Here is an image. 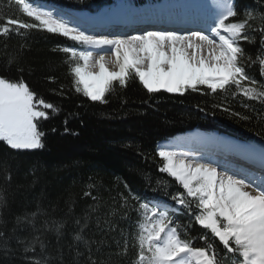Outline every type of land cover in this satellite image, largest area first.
<instances>
[{
    "label": "trees",
    "instance_id": "16d2710c",
    "mask_svg": "<svg viewBox=\"0 0 264 264\" xmlns=\"http://www.w3.org/2000/svg\"><path fill=\"white\" fill-rule=\"evenodd\" d=\"M31 2L93 13L111 0ZM233 2L238 15L232 20H242L246 11L264 12V0ZM0 14L30 21L15 0H0ZM251 25H260L259 19ZM252 35L255 43L241 46L255 60L260 33ZM65 47L78 49L43 30L0 35V77L23 80L58 109L40 121L44 147L14 150L0 141V197L6 202H0V264H134L139 203L159 202L178 223L190 221L171 198L183 188L160 171L159 143L200 130L264 146V100L248 99L235 87L148 93L134 79L126 87L116 84L106 103L93 102L75 91ZM246 72L264 84L258 63ZM189 232L195 246H204L200 237L207 235L222 253L223 246L198 224Z\"/></svg>",
    "mask_w": 264,
    "mask_h": 264
},
{
    "label": "snow or ice",
    "instance_id": "6c2138e0",
    "mask_svg": "<svg viewBox=\"0 0 264 264\" xmlns=\"http://www.w3.org/2000/svg\"><path fill=\"white\" fill-rule=\"evenodd\" d=\"M15 3L30 21L0 14V35L43 30L88 48L112 51L116 70L110 71L105 57L100 55L94 60L93 66L98 67L94 73L89 70L94 59L91 51L61 49L69 54L67 62L75 91L93 102L106 103V93L114 91L116 84L126 87L134 79L148 93L163 89L183 94L206 85L214 93L235 87L248 99L264 100V84L246 72L247 65L258 63L264 75V12L246 11L242 20H232L238 15L233 0H217L208 34L148 31L109 39L71 27L31 0ZM254 19L260 21L257 27L251 25ZM256 32L260 33L261 50L253 60L245 54L241 41L255 43L252 34ZM13 62L11 58L8 61L9 65ZM49 110L58 111L23 80L0 77V141L11 149L44 147L40 121L49 118ZM158 155L163 161L160 171L174 178L184 190L171 197L180 206L176 211L186 209L190 221L187 225L178 223L175 212L159 202L139 203L134 264H264V180L249 182L237 175L222 174L211 164L188 159L185 153L161 149ZM261 161L264 167V148ZM0 202L6 203L3 197ZM193 224L216 238L223 246L222 253L217 252L207 235L200 237L204 246H195L189 232ZM75 239L82 237L77 234Z\"/></svg>",
    "mask_w": 264,
    "mask_h": 264
},
{
    "label": "bare ground",
    "instance_id": "6f19581e",
    "mask_svg": "<svg viewBox=\"0 0 264 264\" xmlns=\"http://www.w3.org/2000/svg\"><path fill=\"white\" fill-rule=\"evenodd\" d=\"M125 0H116V2H114V5L112 7H110L108 10H104L99 12L97 15H95V23L101 27L102 29L105 30H109L110 32L114 31V29L112 28L113 26H122L123 21H126L128 24H133V23H129L131 20L135 19V17L137 16H141V19H143V23H141L140 25H143L142 27H140L141 29H147L150 28L151 31H176V32H180V33H189L192 31H203L205 32V34H208V30L203 26L204 21L202 19L200 20H196L195 18V14H192L191 12L188 13L187 11H189L190 7L188 6H181V7H177V8H173V9H148V10H141V11H136L133 8H130L131 6H135L131 3H133V1L131 0H126V2H124ZM148 3H153L152 1H147ZM193 7V6H192ZM202 13H209L212 15H215L214 12H212L211 10L208 9H203L200 10ZM188 13V14H187ZM206 16L204 17V19L206 20ZM170 24V23H174V24H179V26H172V27H167V28H163L162 24ZM185 23L186 24V29H184L181 24ZM174 24H170V25H174ZM201 24V26L199 25ZM125 28L122 29H126L123 31L125 37L131 36V31L132 27L130 26H124ZM79 28L80 30H82L80 27H76ZM113 29V30H112ZM129 29V30H128ZM100 37H106V36H100ZM113 37H117V36H113ZM93 53V61L90 63L89 66V70L92 72H98V67H94V60L98 59L100 55H103L105 57V64L106 67L110 70V71H114L116 70L115 64H114V60L115 57L112 53L111 50L107 49V48H100L98 49H94L92 51ZM207 54V49H205V55ZM163 90V89H161ZM196 134H199L201 136L197 137V140L201 139L200 143H196L195 141L192 140V143L189 144H185V145H180L178 147L175 148H179L180 150H188L191 149L192 146V151H194V156H196V158L191 159V160H195L199 163H205V164H211L213 166L212 163H210L208 160H205L203 158H201V155H199L200 153V149H193V146H197L198 148H208L207 144V140L206 138L202 135V133L199 132H192L190 135L193 137ZM235 145V144H234ZM236 147V145H235ZM239 148V150L244 149L245 151H240L239 153H245L249 156V158H252L251 160H256L254 163L258 164L260 167H255L253 166V170L257 171L259 169H263L264 167H262V161H261V157L258 153H256L257 150H261L262 148H264V146H259L257 148L254 147H248L246 144H242V146H237ZM247 151V153H246ZM177 153H179V151H176ZM232 158L235 157L236 154H232L230 153ZM203 157H205V155H203ZM239 157V156H238ZM239 160V158H238ZM216 166V165H214ZM220 173L224 174L227 173L229 175H231V172L233 173V168L231 171L227 170V171H223V170H218ZM252 171V170H250Z\"/></svg>",
    "mask_w": 264,
    "mask_h": 264
},
{
    "label": "rangeland",
    "instance_id": "374dc122",
    "mask_svg": "<svg viewBox=\"0 0 264 264\" xmlns=\"http://www.w3.org/2000/svg\"><path fill=\"white\" fill-rule=\"evenodd\" d=\"M123 1V0H122ZM209 2L208 3V5L207 6H200L199 7V9H203V7H205L206 9H208V10H211L212 12H214V14H216V9H215V5L216 4H213L212 5V3L211 2H213V0H200L199 2H197V3H199V5H201L202 3H204V2ZM215 2H216V0H214ZM124 2H126V0L124 1ZM217 3V2H216ZM185 5L187 6V5H191V4H188V3H185ZM178 6H171V5H168V6H165V7H163V8H167V9H172V8H177ZM44 11H50L51 9H48V10H46V8H42ZM102 11H104V10H102ZM50 12H52L53 13V15H55V16H62L63 18H67V19H69V17H66V16H64V15H62V14H60V13H58L57 11H50ZM68 39V38H67ZM70 40V39H69ZM93 49H100V48H89V51H91L92 52V50ZM198 86H204L205 88H207V86L206 85H198ZM159 92H165V93H168V92H166V91H164V90H160ZM170 94H177V93H170ZM198 136H201V135H199V134H196L195 136H191V135H189L188 136V138H185V139H183V140H180V141H177V142H174V143H168V144H164L163 146H162V148L161 149H167V150H169V151H174V152H176V151H179V152H182L183 153V151L184 150H180V148H175V147H178V145H185V144H188V143H191L192 142V140L193 141H195L196 143H200L201 142V139H199V140H197V137ZM205 137V136H204ZM221 140H227V139H223V138H221ZM226 142V141H225ZM224 146H227L228 147V144H227V142L226 143H224ZM189 153V152H188ZM256 153H258V154H260V157H261V150L259 151V150H257L256 151ZM227 164H229V162H226L225 161V165H227ZM251 190V189H250Z\"/></svg>",
    "mask_w": 264,
    "mask_h": 264
}]
</instances>
